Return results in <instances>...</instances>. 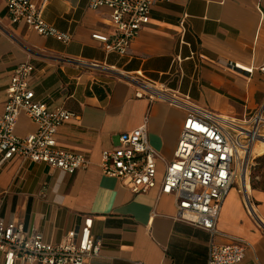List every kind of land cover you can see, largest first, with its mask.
Returning <instances> with one entry per match:
<instances>
[{"label": "crops", "instance_id": "1", "mask_svg": "<svg viewBox=\"0 0 264 264\" xmlns=\"http://www.w3.org/2000/svg\"><path fill=\"white\" fill-rule=\"evenodd\" d=\"M43 15L60 31L70 32L72 40L64 43L22 22L12 23L0 0V115L14 68L32 63L36 97L51 109L63 107L77 115L58 127V144L83 153L90 164L71 174L19 157L1 161L0 154V216L21 221L25 229L55 244L92 216L101 250L85 264H208L210 242L232 238L248 242L239 264H264V178L229 189L216 234L178 219L175 198L161 193L160 182L166 162L174 157L186 110L160 98L137 96L148 84L153 91L177 90L180 98L188 96L224 115L242 119L255 113L264 102L259 69L264 62V0L161 3L126 55L106 52L91 37L95 31H113L107 8H89L88 0H49ZM176 55L182 58L180 72ZM144 123L161 158L155 186L134 194L106 175L100 161L103 150L117 145L121 134ZM36 129L22 111L15 134L22 137Z\"/></svg>", "mask_w": 264, "mask_h": 264}, {"label": "built area", "instance_id": "2", "mask_svg": "<svg viewBox=\"0 0 264 264\" xmlns=\"http://www.w3.org/2000/svg\"><path fill=\"white\" fill-rule=\"evenodd\" d=\"M4 1L12 23L22 22L36 33L64 43L72 40L70 32L60 31L45 20L43 12L49 0ZM170 1L88 0L89 8L109 10V23L113 28L111 33L95 31L91 37L100 42L106 52L126 55L139 31L149 23L152 9ZM184 24L185 19H182V34ZM181 62L180 55H176L174 63L179 72ZM229 66L252 72V68L238 64ZM259 69L264 73V62ZM34 70L32 63L21 62L10 77L5 110L0 115L1 161L19 157L71 174L88 167L90 160L86 155L63 148L57 142L58 127L77 115L63 107L51 109L46 100L36 97L31 85ZM137 96L160 98L186 110L174 157L166 162L160 191L174 196L178 219L216 234L219 213L229 189L236 184L244 168L246 175L253 145L264 143V102L251 116L239 119L200 107L188 96L180 98L177 90L153 91L151 86L143 84ZM22 111L36 122L37 129L20 137L14 129ZM159 158L149 142L144 123L121 134L117 145L103 150L100 165L106 175L120 180L134 194H140L155 186ZM247 208L249 212L253 209L249 200ZM92 227L93 217L87 216L79 228L70 230L55 244L46 241L40 232L25 229L21 221H6L0 216L3 264H85L101 250V242L94 237ZM247 246L243 238H232L228 243L211 241L208 264H239Z\"/></svg>", "mask_w": 264, "mask_h": 264}, {"label": "rangeland", "instance_id": "3", "mask_svg": "<svg viewBox=\"0 0 264 264\" xmlns=\"http://www.w3.org/2000/svg\"><path fill=\"white\" fill-rule=\"evenodd\" d=\"M247 167V177L246 180H240V176L236 179L235 186H243L244 182L247 181H257L261 182L264 178V154L260 156H251Z\"/></svg>", "mask_w": 264, "mask_h": 264}, {"label": "bare ground", "instance_id": "4", "mask_svg": "<svg viewBox=\"0 0 264 264\" xmlns=\"http://www.w3.org/2000/svg\"><path fill=\"white\" fill-rule=\"evenodd\" d=\"M249 153H251L252 156H260L264 154V143L258 142L254 144ZM248 156L249 154L247 153L245 162H247ZM244 172H245V168L243 170V174L240 175V180H243V179L246 180L247 172H246V175H244ZM246 186L249 187V184L247 183V181H246Z\"/></svg>", "mask_w": 264, "mask_h": 264}]
</instances>
